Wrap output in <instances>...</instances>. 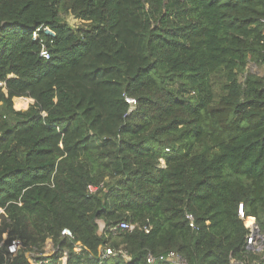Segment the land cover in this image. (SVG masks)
Instances as JSON below:
<instances>
[{
  "label": "trees",
  "instance_id": "obj_1",
  "mask_svg": "<svg viewBox=\"0 0 264 264\" xmlns=\"http://www.w3.org/2000/svg\"><path fill=\"white\" fill-rule=\"evenodd\" d=\"M262 19L264 0H0V264H264Z\"/></svg>",
  "mask_w": 264,
  "mask_h": 264
},
{
  "label": "built area",
  "instance_id": "obj_2",
  "mask_svg": "<svg viewBox=\"0 0 264 264\" xmlns=\"http://www.w3.org/2000/svg\"><path fill=\"white\" fill-rule=\"evenodd\" d=\"M262 22L264 24V19H262ZM46 36L53 38L55 36V32L52 31V29H50L49 27H46L44 25L39 26L33 33L34 40L39 41L42 44V49H41L40 55L43 56L44 58H49L50 52H49L47 45L45 44V40H46L45 37ZM126 100L132 105H134L136 103V100L134 98L127 97ZM91 189H95V187H91ZM187 217L191 221L190 225L194 226L193 215L187 214ZM134 228H135V225H133L127 221H122V222L112 226L110 229H111V232L113 234H117L121 230H133ZM62 234L64 236H67V237L73 236V233L69 228H64L62 230ZM3 245H4V240L1 241L0 246H3ZM246 246L253 253L259 255L260 257H262L264 259V232L259 230L258 227L253 226L251 228L249 234L247 235ZM21 247H22V242L19 239H14L8 244L7 249H8L10 254H16L20 250ZM75 250L77 252H80L81 247L76 246ZM119 253H122L126 259L130 258V256L126 252H119L115 248L110 247V246H108L104 249L103 256L104 257H111V256H116ZM158 260L159 261H167V262H170L172 264H187L186 259L174 250H171V251L164 253V254H160L158 256H153L150 254L147 257V261L149 263H152V262H155ZM34 263L40 264V262L39 261L37 262L36 260H34Z\"/></svg>",
  "mask_w": 264,
  "mask_h": 264
},
{
  "label": "rangeland",
  "instance_id": "obj_3",
  "mask_svg": "<svg viewBox=\"0 0 264 264\" xmlns=\"http://www.w3.org/2000/svg\"><path fill=\"white\" fill-rule=\"evenodd\" d=\"M62 17L65 18L75 28H78L82 24L81 20H79L73 14H71L69 12H62ZM248 71L256 73L258 75H263L264 74V65H256L254 63H250ZM31 103H32V100L28 101L23 107H20V109L28 110ZM10 121L13 123L14 122L13 118H11ZM162 164H164V161H162ZM98 222H99V226H100V232H103V229L105 227V223L103 220H98ZM6 237H7L6 233L4 234L3 237L0 233V244H1V241ZM43 248L45 251L43 253V255H48V254H50L56 250L55 244L52 241V239H48L47 243L45 244V246ZM27 255H30V253L27 252ZM58 264H62V263H58ZM232 264H236V263L233 262Z\"/></svg>",
  "mask_w": 264,
  "mask_h": 264
},
{
  "label": "crops",
  "instance_id": "obj_4",
  "mask_svg": "<svg viewBox=\"0 0 264 264\" xmlns=\"http://www.w3.org/2000/svg\"><path fill=\"white\" fill-rule=\"evenodd\" d=\"M30 100H32V99H30ZM32 102H33V100H32ZM30 253V252H29ZM32 254L30 253V255H28V256H31ZM32 261H34V259H32Z\"/></svg>",
  "mask_w": 264,
  "mask_h": 264
}]
</instances>
